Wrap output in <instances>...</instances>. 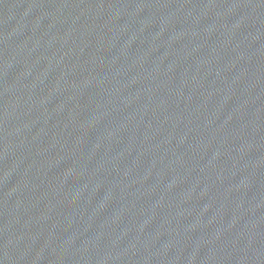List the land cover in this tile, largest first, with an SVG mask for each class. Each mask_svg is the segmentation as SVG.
I'll use <instances>...</instances> for the list:
<instances>
[{
    "label": "water",
    "instance_id": "1",
    "mask_svg": "<svg viewBox=\"0 0 264 264\" xmlns=\"http://www.w3.org/2000/svg\"><path fill=\"white\" fill-rule=\"evenodd\" d=\"M0 264H264V0H0Z\"/></svg>",
    "mask_w": 264,
    "mask_h": 264
}]
</instances>
